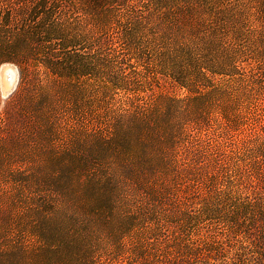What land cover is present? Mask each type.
Segmentation results:
<instances>
[{
    "label": "trees",
    "instance_id": "16d2710c",
    "mask_svg": "<svg viewBox=\"0 0 264 264\" xmlns=\"http://www.w3.org/2000/svg\"><path fill=\"white\" fill-rule=\"evenodd\" d=\"M16 17L30 30L0 47L19 72L14 124L54 130L62 95L77 130L48 169L59 176L30 182L62 206L35 240L86 258L93 225L115 264H264V119L249 127L264 101V0H0V26ZM211 124L246 129L239 149L202 140ZM26 259L0 245V264Z\"/></svg>",
    "mask_w": 264,
    "mask_h": 264
},
{
    "label": "rangeland",
    "instance_id": "374dc122",
    "mask_svg": "<svg viewBox=\"0 0 264 264\" xmlns=\"http://www.w3.org/2000/svg\"><path fill=\"white\" fill-rule=\"evenodd\" d=\"M31 21L26 17L11 19L6 25L0 26V47L14 46L13 37L16 33L30 30ZM12 69V71H9ZM19 72L11 62L0 63V242L1 246L18 247L27 251L25 264H115L116 259L108 250L109 244L103 227L90 225L84 232L83 247L87 255H75L74 259H66L60 251L62 246L50 247L39 243L30 235V229L39 222H45L52 212H61V201L55 197L45 183L37 188L32 187V178L39 175L58 177L55 170L48 171L52 164L61 159L67 147L73 145L77 138V130L71 129L75 118L67 104V97H56L58 125L54 130L46 131L33 123L14 124V108L9 105L8 97L17 87ZM172 94L182 96L186 91L178 87L172 89ZM91 98H89L90 100ZM59 101V102H58ZM92 108L91 110H94ZM70 119L72 121H70ZM264 119V101L254 110L249 127L256 130ZM70 121V124H69ZM205 140L222 138L225 151H237L241 140L247 134L246 129L227 128L211 124L205 127ZM196 135L195 141H200ZM240 142V143H239ZM21 172L31 180L26 184L11 182L12 174ZM12 201V205H10ZM131 209V208H129ZM129 239V238H128ZM126 237H119L120 243H130ZM142 237L141 242H145Z\"/></svg>",
    "mask_w": 264,
    "mask_h": 264
},
{
    "label": "bare ground",
    "instance_id": "6f19581e",
    "mask_svg": "<svg viewBox=\"0 0 264 264\" xmlns=\"http://www.w3.org/2000/svg\"><path fill=\"white\" fill-rule=\"evenodd\" d=\"M9 71H12V69H10Z\"/></svg>",
    "mask_w": 264,
    "mask_h": 264
}]
</instances>
